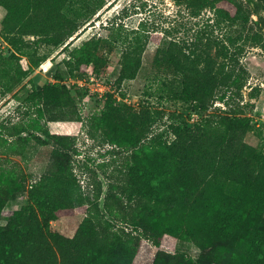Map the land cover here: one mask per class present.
I'll list each match as a JSON object with an SVG mask.
<instances>
[{
  "label": "trees",
  "instance_id": "obj_1",
  "mask_svg": "<svg viewBox=\"0 0 264 264\" xmlns=\"http://www.w3.org/2000/svg\"><path fill=\"white\" fill-rule=\"evenodd\" d=\"M174 1L195 14L213 10L215 21L227 22L232 31L223 38L199 34L191 44L170 40L165 58L179 84L175 87L172 81L171 92L204 112L218 98L228 97L225 103L230 106V99L242 96L249 80L243 57L247 41L262 37L261 18L253 16L245 0ZM76 2V17H63L42 33L49 42L67 43L103 5L102 0ZM137 38L124 54L119 81L134 79L139 73L147 43ZM88 45L86 41L71 51L74 65L69 63L77 68L79 78L88 66L99 71L106 64V58ZM19 69L16 83L27 73ZM111 98L103 112L93 117L88 132L95 135L101 129L109 141L131 154L122 178L109 182L107 190L96 181L90 182L89 190L73 183L65 150L75 137L52 133L38 116L2 124L4 133L13 137L14 153L21 154L15 147L31 139L58 146L55 168L43 175L32 192L36 204L10 212L5 210L6 202L25 188L27 175L18 161L0 162V264H134L135 259L152 256L153 252L140 253L133 247L142 242L139 235L115 229L112 219L116 217L134 226L144 225L157 247L177 236L204 249L198 259L158 252L155 264H264V148L246 140L256 127L252 119L216 106L193 125L173 124L174 137L167 140L162 132L150 137L154 122L163 117L161 110L114 108ZM32 99L39 115H48L50 120L67 119V108L77 103L59 82L34 88ZM75 209L86 213L75 236L48 234L46 223ZM5 215L8 221L2 225Z\"/></svg>",
  "mask_w": 264,
  "mask_h": 264
},
{
  "label": "rangeland",
  "instance_id": "obj_2",
  "mask_svg": "<svg viewBox=\"0 0 264 264\" xmlns=\"http://www.w3.org/2000/svg\"><path fill=\"white\" fill-rule=\"evenodd\" d=\"M102 1V7L67 41L72 43L64 49L67 43H51L42 33L49 31L63 17H76V0H0V162L18 161L27 175L25 188L14 192L7 200L6 212L36 204L32 192L43 175L55 168L54 149L58 145L54 142L41 144L31 139L26 145L15 147L22 151L21 154L14 153L13 137L4 133L2 124L38 116L52 133L75 137L70 149L65 150L69 154L65 165L73 183L83 189L89 190L90 182L96 181L107 190L109 182L122 178V170L130 163L131 151L113 144L101 129L95 135L88 132L94 124L93 117L103 112L110 96L114 108L128 105L134 110L142 107L161 110L163 117L154 122L150 137L162 132L167 140L174 137L173 124L193 125L215 111L216 106L229 108L232 115L252 119L256 127L246 135V140L264 148V0H245L253 16L261 18L262 37L260 41L249 40L246 44L243 62L250 77L243 95L231 98L230 106L225 103L228 97L218 98L207 112L194 109L191 103L180 100L171 92L172 81H175V87L179 84H176L178 79L169 67L164 51L174 39L191 44L196 42L199 34L226 37L232 31L231 26L227 22L218 24L211 9L195 14L174 0ZM137 35L139 43H147L141 55V68L134 79L119 81L124 54L129 46L136 45L133 41ZM86 41H89L88 47L106 58V64L99 71L88 66L84 77L79 78L75 75L77 68L72 66L71 51ZM40 58L45 59L38 65H31L33 60ZM20 67L27 73H22V79L16 83L14 77L21 72ZM56 82L65 85L77 100L76 105L67 108V119L50 120L48 115H39L32 99L34 88ZM101 87L104 89L100 91ZM101 200L104 202L103 198ZM85 216L82 209H75L46 223V230L49 235L60 232L73 237ZM7 221L5 215L1 224L5 225ZM112 225L120 231L125 229L139 235L142 242L134 243L133 247L140 253L153 252L147 259H135L134 264H155L158 252L182 253L195 259L204 252L195 241L177 236L168 237L157 247L151 231L145 230L144 225L134 226L117 217L112 219Z\"/></svg>",
  "mask_w": 264,
  "mask_h": 264
},
{
  "label": "built area",
  "instance_id": "obj_3",
  "mask_svg": "<svg viewBox=\"0 0 264 264\" xmlns=\"http://www.w3.org/2000/svg\"><path fill=\"white\" fill-rule=\"evenodd\" d=\"M92 79H93V78H92ZM80 83L83 84L81 81H80ZM103 89H104V87H101V88H100V91L103 90Z\"/></svg>",
  "mask_w": 264,
  "mask_h": 264
}]
</instances>
